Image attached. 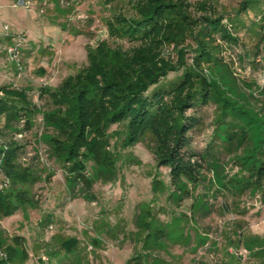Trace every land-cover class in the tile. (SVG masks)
<instances>
[{"label": "rangeland", "instance_id": "374dc122", "mask_svg": "<svg viewBox=\"0 0 264 264\" xmlns=\"http://www.w3.org/2000/svg\"><path fill=\"white\" fill-rule=\"evenodd\" d=\"M31 1L28 8L17 6L15 0H0V89H25L39 110L31 114V129L6 132L4 136L24 144L20 163L31 167V174L19 184L35 204H19L13 213L1 218L8 236L3 238L0 257L6 259L9 243L17 247V260L28 256L25 264H126L133 255L137 259L141 256L139 264H264V183L246 189V179L233 162L228 141H218L206 151L215 130L212 104L194 107L203 122L189 132L191 143L185 148L187 156L193 153L199 161L197 180L182 177L173 184L170 167L157 166L148 134L122 149L118 174L113 179L105 180L100 174L106 167L104 162L114 157L106 135L99 139L101 144L97 142L88 150V156H81L85 167L80 180H66L67 168L52 153L55 129L40 112L52 100L51 93L42 95L40 89L57 88L63 79L86 66L88 48L106 39L115 44L105 21L111 14V2ZM190 1L193 14L199 15L209 11L200 7L205 1L218 14H232L244 0ZM120 4L133 8L125 0H119ZM263 8V4L251 7L250 16H246L247 24L240 30L245 34L244 44L229 45L221 53L239 81L260 85H264V52L256 54L254 46L262 32L260 25L253 27V22H262ZM121 43L128 53L134 50L130 42ZM11 45L17 47L16 53L8 51ZM245 49L252 60L241 62L237 56ZM166 50L176 53L173 46ZM181 71L170 72L162 81L167 85L176 82ZM2 93L0 90V96ZM24 119L19 129H23ZM4 121L0 116V125ZM116 127L114 124L110 128L111 133ZM225 128L221 125L218 133L227 140ZM96 135L91 134L90 141ZM110 137L115 138L112 134ZM206 152L203 158L201 154ZM156 176L164 183L160 190H155ZM2 179L0 169V186L7 187L1 185ZM143 210L146 216L142 222L150 217L148 210L152 215L151 224L145 227L137 222ZM55 235L69 242L75 238L78 244L68 252L57 244L61 240L53 241Z\"/></svg>", "mask_w": 264, "mask_h": 264}, {"label": "trees", "instance_id": "16d2710c", "mask_svg": "<svg viewBox=\"0 0 264 264\" xmlns=\"http://www.w3.org/2000/svg\"><path fill=\"white\" fill-rule=\"evenodd\" d=\"M108 1L111 14L105 21L115 44L106 39L99 46L88 48L86 66L63 79L57 88L40 89L42 95L51 93L52 100L40 112L55 129L52 153L67 168L66 180H80L85 167L81 156H88L92 146L101 144L99 139L106 135L114 157L104 162L106 167L100 174L105 180L113 179L118 174L122 149L135 145L146 134L157 154V166L170 167L173 184L182 177L197 180L199 161L193 153L187 156L185 148L191 143L189 132L203 122L194 107L212 104L215 130L206 151L212 150L218 141H228L232 144L233 162L246 179V189L264 183V85L239 81L230 61L221 54L229 45L244 44L245 34L241 35L240 30L247 24L246 16H250L251 7L264 5V0H244L232 14H218L205 1L199 6L209 11L199 15L193 14L194 4L190 0H125L133 6L131 9L119 5V0ZM260 10L262 22H253V27L260 25L262 32L254 46L256 54L264 52V8ZM122 40L133 45L131 53L121 47ZM168 46H173L175 55L167 53ZM250 56L245 49L237 59L252 60ZM205 66L210 70H205ZM179 70L182 71L175 77L176 82L167 85L162 81L170 72ZM0 90L3 91L0 116L5 118L0 125L1 185L7 184V187L0 186V246H3V238L8 235L1 218L13 213L19 204H35L19 184L31 174V167L20 163L24 144L4 136L6 132L31 129V114L39 110L25 89L3 87ZM23 118L24 127L19 129ZM114 124L117 127L111 133ZM221 125L226 126L227 140L218 133ZM91 134H97L93 141H90ZM111 134L115 137L112 140ZM206 154L201 156L205 158ZM157 180L156 176L155 190H160L164 183ZM147 212L150 217L146 221L142 222L146 216L144 210L137 216L142 227L152 222L150 210ZM20 238L24 241V237ZM60 240L57 244L68 252L78 244L75 238L69 242L55 235L53 241ZM6 249L8 255L6 259L0 257V264L26 263L25 254L24 259L23 256L16 259L14 244L8 243ZM139 257L133 255L126 264L132 261L139 264Z\"/></svg>", "mask_w": 264, "mask_h": 264}, {"label": "built area", "instance_id": "2783aa9c", "mask_svg": "<svg viewBox=\"0 0 264 264\" xmlns=\"http://www.w3.org/2000/svg\"><path fill=\"white\" fill-rule=\"evenodd\" d=\"M15 2H16L15 4L17 6H24V7H28V8H30L31 4L33 3V1H31V0H15ZM8 51L10 53H16L17 47L15 45H11V46H9Z\"/></svg>", "mask_w": 264, "mask_h": 264}]
</instances>
